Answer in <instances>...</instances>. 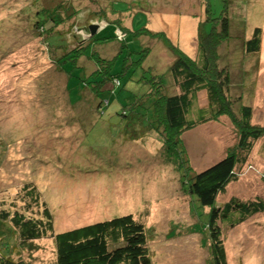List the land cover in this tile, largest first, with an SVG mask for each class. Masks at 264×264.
I'll return each mask as SVG.
<instances>
[{
	"label": "rangeland",
	"instance_id": "rangeland-1",
	"mask_svg": "<svg viewBox=\"0 0 264 264\" xmlns=\"http://www.w3.org/2000/svg\"><path fill=\"white\" fill-rule=\"evenodd\" d=\"M114 1L124 2L126 10L114 12L110 7ZM208 2L214 16L207 10ZM226 2L223 14L230 20V37L219 46L214 64L227 68L231 96L245 97L254 110L253 123L264 125V0ZM60 4L71 10V19L41 36L36 17ZM224 5V0H0V223L5 231L1 242L9 243L7 247L0 243V254L26 264H56L51 236L132 214L147 229L153 264H209L206 218L193 215L196 208L191 213L176 167L163 161L158 136L154 132L143 136V125L132 129L131 114L122 115V108L132 113L130 99L137 92L134 87L141 85L134 84L138 79L151 86L153 73L164 74V91L178 92L170 77L174 53L152 35L128 41L120 50L119 38L98 44V55L107 60L119 50L110 64L112 73L127 81L124 88L100 92L104 102L100 110L107 108L101 114L97 97L87 90L82 95L74 91L73 104L69 101L66 74L58 70L56 57L65 58L91 37V25L100 26L93 35L109 25H123L134 31L145 26L153 33L164 32L187 57L197 60L199 33L208 34L214 23L220 30V19L209 18H216ZM257 27L263 31L261 50L248 53L244 44ZM121 33L117 30L124 39ZM80 47L83 58L78 62L90 72L95 66L87 63ZM144 54L148 56L143 59ZM147 86L137 93L146 92ZM110 98L108 107L105 102ZM196 98L199 107L208 106L205 91ZM184 141L192 169L202 171L236 143V128L229 117H221L188 131ZM242 172L220 202L232 196L264 195V139L250 152ZM47 211L53 231L46 227ZM4 213L9 218L2 222ZM17 214L42 221L44 235L22 243L10 221ZM221 230L228 264H264L263 215L233 228L223 224Z\"/></svg>",
	"mask_w": 264,
	"mask_h": 264
},
{
	"label": "trees",
	"instance_id": "trees-1",
	"mask_svg": "<svg viewBox=\"0 0 264 264\" xmlns=\"http://www.w3.org/2000/svg\"><path fill=\"white\" fill-rule=\"evenodd\" d=\"M224 1L225 5L220 9L216 18H209L213 22L220 19V30L214 23L208 34L199 33L197 60L187 57L171 43L164 32L153 33L145 26L134 31L124 28L123 25H109L106 31L89 37L83 44L77 45L73 53L63 59H59L57 56V62L55 61L56 64H59L58 70L64 71L66 74V90L69 101L74 91L82 95L83 90H87L97 97L99 102L96 110L101 114L107 108L100 110L104 103L101 101L100 92L112 91L113 87L121 89L126 86L127 81L122 82L120 73H112L110 65L120 48L125 47V43L138 41L141 35H152L164 42L174 53L175 60L170 66V72L178 92L166 93V90L163 89L167 87L163 84L164 75L153 73L152 85H146V92L137 93L146 83L144 79H138L135 82L138 85L141 83V85L134 87L137 92L133 93L134 99H130L132 113H128L125 108H122V115L131 114L129 123L132 122L130 124L132 129H136L137 125H143L142 129L146 130L143 136L150 132H154L158 136L161 141L159 151L163 161L167 165L176 167L181 190L186 197L190 198L191 213L196 208L193 215L200 214L206 218L204 223L208 227L211 241L209 264H228L221 225L233 228L257 214L264 216V195L248 199L232 196L223 203L219 201V197L227 192L228 186L240 180L248 155L257 143L264 139V125L253 123L254 110L244 102L245 97L235 99L231 96L232 80L229 71L227 68L220 69L214 64L219 46L223 40L230 37V20L223 14L224 11H227L225 9L229 2ZM125 5L124 2L114 1L110 7L116 12L117 10H126ZM207 10L210 11L209 14H214V10L210 8V2H208ZM70 11L62 4L53 10H41L36 17L35 28L41 32V36L50 33L49 31L52 32L54 27L71 19ZM65 14H67L66 17ZM119 29L124 39L117 35ZM262 36V28H255L251 38L244 44L248 53L260 52ZM117 38L120 41L119 50L113 59L101 58L98 55L97 45L112 44ZM73 39L74 43L79 42L75 37ZM80 46L85 50L84 58L87 59V63L95 66V69L90 72L78 62L83 58ZM61 51L62 49L59 50V52ZM147 56L144 54L143 59ZM70 62H73V65ZM65 63H69V65H65ZM129 63H125V65ZM131 66L129 65L130 68ZM202 90L207 93L208 106L206 108L199 107L197 104V93ZM111 104V98L105 102L108 107ZM238 106L239 112L237 113ZM93 107L95 108V103H93ZM221 117H229L235 126L236 143L229 147L226 155L214 162L213 165L202 171L193 170L192 159L190 160L188 155L184 135L207 123L217 122ZM135 138L131 137L130 139L136 140ZM46 216L48 218L46 227L53 231L51 215L48 211ZM8 218L7 213L1 216L2 222ZM10 221L13 225L12 231H18L22 243L40 239L44 235L42 221L25 220L18 214ZM2 228L0 223V243L7 247L8 242V244L5 241L1 242L2 236L5 237V231ZM51 237L54 238L56 245V264H153L147 246V229L132 214L97 221L57 233ZM0 264H26V262L9 259L2 252Z\"/></svg>",
	"mask_w": 264,
	"mask_h": 264
},
{
	"label": "clouds",
	"instance_id": "clouds-1",
	"mask_svg": "<svg viewBox=\"0 0 264 264\" xmlns=\"http://www.w3.org/2000/svg\"><path fill=\"white\" fill-rule=\"evenodd\" d=\"M91 26H97V29L95 30V33L98 31V29L100 28V26L99 25H91ZM90 26V27H91ZM90 27H89V29H90ZM90 31H91V29H90ZM100 33H102V32H100ZM100 33H98V34H100ZM93 36H95V35H93L92 33H91V37H93ZM177 47V46H176ZM191 59V58H190ZM175 60V59H174ZM193 60V59H192ZM195 60V59H194ZM174 62V61H173ZM161 75H164V74H161ZM166 76H169V75H166ZM170 77L172 78V75H171V72H170ZM173 80V79H172ZM134 84H136V85H138V83L137 82H135ZM144 85H147L146 83H144L143 85H142V87L144 86ZM177 89V88H176ZM202 91H205V90H202ZM206 92V91H205ZM207 94V93H206ZM255 123V122H254ZM255 124H257V123H255Z\"/></svg>",
	"mask_w": 264,
	"mask_h": 264
},
{
	"label": "water",
	"instance_id": "water-1",
	"mask_svg": "<svg viewBox=\"0 0 264 264\" xmlns=\"http://www.w3.org/2000/svg\"><path fill=\"white\" fill-rule=\"evenodd\" d=\"M90 29H91V33L92 34H95V30L97 29V26H95V27L94 26H91Z\"/></svg>",
	"mask_w": 264,
	"mask_h": 264
},
{
	"label": "bare ground",
	"instance_id": "bare-ground-1",
	"mask_svg": "<svg viewBox=\"0 0 264 264\" xmlns=\"http://www.w3.org/2000/svg\"><path fill=\"white\" fill-rule=\"evenodd\" d=\"M185 25H186L185 23H183V25H182V31L184 33L183 35H185ZM13 157L15 158V155H13Z\"/></svg>",
	"mask_w": 264,
	"mask_h": 264
}]
</instances>
